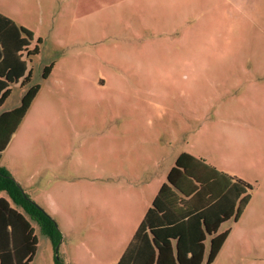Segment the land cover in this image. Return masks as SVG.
<instances>
[{
	"label": "rangeland",
	"instance_id": "1",
	"mask_svg": "<svg viewBox=\"0 0 264 264\" xmlns=\"http://www.w3.org/2000/svg\"><path fill=\"white\" fill-rule=\"evenodd\" d=\"M77 2L0 0L40 38L38 92L0 154L61 233L54 247L31 221L30 264H117L147 211L134 200L183 152L252 186L209 264H264V0Z\"/></svg>",
	"mask_w": 264,
	"mask_h": 264
},
{
	"label": "trees",
	"instance_id": "2",
	"mask_svg": "<svg viewBox=\"0 0 264 264\" xmlns=\"http://www.w3.org/2000/svg\"><path fill=\"white\" fill-rule=\"evenodd\" d=\"M33 40L30 30L16 25L0 14V107L10 93V84L25 74V51L28 57L38 53L40 38ZM51 65L43 68L46 77ZM39 85L27 88L19 106L0 114V153L25 115ZM252 186L243 179L217 171L202 160L181 153L169 170L151 205L139 223L131 241L117 264H202L205 242L209 239L205 262L211 263L227 237L218 232L226 219L237 220L249 199ZM0 264H30L36 248L37 236L31 221L49 237L54 247L61 240L55 221L30 197L11 173L0 167ZM56 264H63L60 259Z\"/></svg>",
	"mask_w": 264,
	"mask_h": 264
},
{
	"label": "crops",
	"instance_id": "3",
	"mask_svg": "<svg viewBox=\"0 0 264 264\" xmlns=\"http://www.w3.org/2000/svg\"><path fill=\"white\" fill-rule=\"evenodd\" d=\"M78 2H77V5H75V7L74 8H79V9H85L84 11H89V12H102V11H104V7H105V5L102 3L103 2V0H77ZM2 5L0 4V13H2V14H4L3 12H2ZM226 15L227 16H229L228 15V12L226 11ZM5 16H7V17H9L11 20H13L14 21V23L16 24V25H18V26H23V27H25V28H27L26 27V25L22 22V20L20 19V20H16L13 16H10V15H7V14H4ZM28 29V28H27ZM32 32V34H33V40L31 41V43L29 44V46H28V49L30 50V49H32L33 48V46H35L34 45V43L36 42V39L37 38H39L38 37V35L35 33V32H33V31H31ZM226 41H228V40H226ZM227 45H228V43H226ZM22 59L26 62V71H25V74L28 72V69H27V63H29L30 61H31V56L30 57H28L27 55H26V52L25 51H23L22 52ZM46 66V65H45ZM44 68V67H43ZM21 79L22 78H20L19 79V81L18 82H16V83H13V84H10V91H11V89H12V87H15V86H17V87H20V88H25V87H29V86H31V85H33L32 84V77H31V71H30V80H29V82L28 83H26V84H21ZM27 90V89H26ZM25 90V91H26ZM25 93V92H24ZM23 96V95H22ZM22 96L20 97V98H22ZM34 99V98H33ZM6 100V99H5ZM4 100V101H5ZM21 101V100H20ZM4 103V102H3ZM3 103H2V105H3ZM32 103L33 102H31V104H30V106L32 105ZM2 105H1V107H0V114L1 113H3V112H5V111H8V110H11V109H13V108H15V107H17V106H19V104L18 105H15V106H13L12 108H10V109H1L2 108ZM29 106V107H30ZM29 109V108H28ZM28 109H27V111H26V113H25V115L23 116V118H22V120L20 121V124L19 125H21V123L23 122V119H24V117L26 116V114H27V112H28ZM15 134H16V130L14 131V133L10 136V138H9V141H8V143L6 144V146H5V148H4V150L1 152V153H3L5 150H7V148L9 147V144H10V141H11V139L15 136ZM0 153V154H1ZM183 153H185V152H183ZM189 154V153H188ZM190 155H192V156H194L193 154H190ZM195 157V156H194ZM197 158V157H196ZM173 167V166H172ZM171 167V168H172ZM13 176H14V178L16 179V177H15V175H14V173L12 172V170H11V168H9V166H6L5 167ZM170 168V169H171ZM169 172V171H168ZM168 172H167V174H168ZM167 174H166V178H167ZM18 182H19V184H21L22 186H23V184L18 180V179H16ZM164 183H166V180H165V182H161L160 184H159V186L157 187V190H155V187L153 186V185H151L150 186V191H148V189L146 190V191H143L142 192V194H141V196H140V198L139 199H137V202H136V200H134L135 201V203L136 204H138V205H140V209H138V210H141V208L142 209H148L149 208V206L151 205V202L153 201V199H154V197L156 196V194H157V192H158V190H159V188L161 187V185L162 184H164ZM147 185H149V184H147ZM154 191V192H153ZM143 211V210H142ZM146 212V211H145ZM142 217V216H141ZM139 219H142V218H139ZM115 220H117V218H115ZM139 222H140V220H139ZM138 222V223H139ZM228 235V234H227ZM227 238V237H226ZM207 240H209V239H207ZM226 240V239H225ZM205 246V250H206V242H205V244H204Z\"/></svg>",
	"mask_w": 264,
	"mask_h": 264
}]
</instances>
